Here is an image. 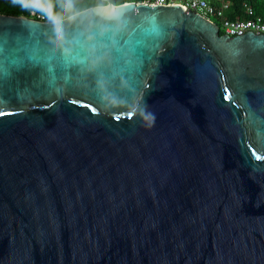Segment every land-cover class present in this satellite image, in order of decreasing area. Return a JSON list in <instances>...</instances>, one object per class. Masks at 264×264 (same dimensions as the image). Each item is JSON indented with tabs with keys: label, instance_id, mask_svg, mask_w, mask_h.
<instances>
[{
	"label": "water",
	"instance_id": "water-1",
	"mask_svg": "<svg viewBox=\"0 0 264 264\" xmlns=\"http://www.w3.org/2000/svg\"><path fill=\"white\" fill-rule=\"evenodd\" d=\"M116 4L165 22L135 85L150 123L100 106L51 20L0 13V264H264V35Z\"/></svg>",
	"mask_w": 264,
	"mask_h": 264
},
{
	"label": "clouds",
	"instance_id": "clouds-1",
	"mask_svg": "<svg viewBox=\"0 0 264 264\" xmlns=\"http://www.w3.org/2000/svg\"><path fill=\"white\" fill-rule=\"evenodd\" d=\"M11 2L22 10L43 13L52 21L57 54L66 62L75 60L96 76L100 106L129 108L143 120L154 121V116L140 104L135 85L147 67L152 50L163 39L165 22L162 19L146 12L139 17L137 27L133 29L129 21L122 18L124 13L118 11L122 5H117L114 0H96L88 10L90 15L82 16L77 22V30L69 35L63 25L64 18L54 14L51 0ZM75 4L76 0H62L63 11L69 14V21L77 19L78 13L73 11ZM113 52L119 56L116 66ZM101 66L103 71H98ZM109 85L119 91H114Z\"/></svg>",
	"mask_w": 264,
	"mask_h": 264
},
{
	"label": "built area",
	"instance_id": "built-area-1",
	"mask_svg": "<svg viewBox=\"0 0 264 264\" xmlns=\"http://www.w3.org/2000/svg\"><path fill=\"white\" fill-rule=\"evenodd\" d=\"M135 2H144L150 5L179 3L186 11L190 9L207 19L212 20L214 18L217 20V25L222 33L233 36L252 31L264 35V19L257 15L254 8L248 3H244L242 8L245 17L230 18L227 16V12L231 9L230 0H137ZM29 17L44 20V16L38 12L30 11Z\"/></svg>",
	"mask_w": 264,
	"mask_h": 264
},
{
	"label": "trees",
	"instance_id": "trees-1",
	"mask_svg": "<svg viewBox=\"0 0 264 264\" xmlns=\"http://www.w3.org/2000/svg\"><path fill=\"white\" fill-rule=\"evenodd\" d=\"M125 1L137 0H114L115 3H122ZM51 2L53 4L54 14L61 15L63 18L69 15L63 11L62 0H51ZM230 2L231 9L227 12L228 17H245L242 8L244 3H248L254 8L255 13L264 19V0H230ZM95 3L96 0H76L73 11L77 12L86 7L93 6ZM29 12V10H22L19 6L13 5L11 0H0V13L29 16ZM40 14L44 16V20H49L43 13ZM219 33H222V31L219 30Z\"/></svg>",
	"mask_w": 264,
	"mask_h": 264
},
{
	"label": "rangeland",
	"instance_id": "rangeland-1",
	"mask_svg": "<svg viewBox=\"0 0 264 264\" xmlns=\"http://www.w3.org/2000/svg\"><path fill=\"white\" fill-rule=\"evenodd\" d=\"M212 20H213V21H215V22H216V24L218 23V21H217V20H215L214 18H212Z\"/></svg>",
	"mask_w": 264,
	"mask_h": 264
},
{
	"label": "snow or ice",
	"instance_id": "snow-or-ice-1",
	"mask_svg": "<svg viewBox=\"0 0 264 264\" xmlns=\"http://www.w3.org/2000/svg\"><path fill=\"white\" fill-rule=\"evenodd\" d=\"M0 114H2V113H0Z\"/></svg>",
	"mask_w": 264,
	"mask_h": 264
}]
</instances>
